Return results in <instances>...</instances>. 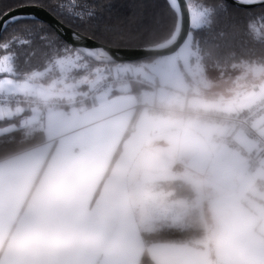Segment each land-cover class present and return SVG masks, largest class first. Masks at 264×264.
<instances>
[{
    "label": "snow or ice",
    "instance_id": "obj_1",
    "mask_svg": "<svg viewBox=\"0 0 264 264\" xmlns=\"http://www.w3.org/2000/svg\"><path fill=\"white\" fill-rule=\"evenodd\" d=\"M217 26L264 0H0V264H264V62L207 96Z\"/></svg>",
    "mask_w": 264,
    "mask_h": 264
},
{
    "label": "trees",
    "instance_id": "obj_2",
    "mask_svg": "<svg viewBox=\"0 0 264 264\" xmlns=\"http://www.w3.org/2000/svg\"><path fill=\"white\" fill-rule=\"evenodd\" d=\"M124 2V0H119ZM146 5H162L164 0H139ZM162 15V9L151 8L145 10L144 15L137 21V39L144 38H158L164 31L166 21L161 20L157 23V20ZM220 26L213 31L204 30L199 33L202 42L207 40L205 45L207 56V66H214V61L219 60L221 63L225 61L235 59H247L254 62H264V40H258L254 37L253 33L246 29H232L230 27L225 28V37L223 39L217 37L214 39L215 32L218 31ZM220 45L219 47L217 45ZM31 63L33 65H41L43 59L39 52L32 58Z\"/></svg>",
    "mask_w": 264,
    "mask_h": 264
},
{
    "label": "clouds",
    "instance_id": "obj_3",
    "mask_svg": "<svg viewBox=\"0 0 264 264\" xmlns=\"http://www.w3.org/2000/svg\"><path fill=\"white\" fill-rule=\"evenodd\" d=\"M199 63V61H194L193 62V69L192 71H186L184 73V78L185 80L190 84V85H194L197 78H198V69L196 68V65ZM238 75H243L242 73L241 74H238ZM235 77H232L231 74H228V75H225L224 73H221L220 76L213 80V83L214 85H216V87H213L211 89H206V90H203L205 91V94L207 96H209L210 98H216L220 95H224V96H228L230 94L229 92V88H230V79H234ZM243 82V81H241ZM210 118H214V119H218L222 116L221 113H209L208 114ZM135 214L137 217H139L140 213H141V210L139 208L135 209Z\"/></svg>",
    "mask_w": 264,
    "mask_h": 264
},
{
    "label": "rangeland",
    "instance_id": "obj_4",
    "mask_svg": "<svg viewBox=\"0 0 264 264\" xmlns=\"http://www.w3.org/2000/svg\"><path fill=\"white\" fill-rule=\"evenodd\" d=\"M220 72L215 69L214 66H208L207 76L213 80L220 76Z\"/></svg>",
    "mask_w": 264,
    "mask_h": 264
},
{
    "label": "water",
    "instance_id": "obj_5",
    "mask_svg": "<svg viewBox=\"0 0 264 264\" xmlns=\"http://www.w3.org/2000/svg\"><path fill=\"white\" fill-rule=\"evenodd\" d=\"M65 36H66V37L68 36V32H67V30H65Z\"/></svg>",
    "mask_w": 264,
    "mask_h": 264
},
{
    "label": "crops",
    "instance_id": "obj_6",
    "mask_svg": "<svg viewBox=\"0 0 264 264\" xmlns=\"http://www.w3.org/2000/svg\"><path fill=\"white\" fill-rule=\"evenodd\" d=\"M231 74V73H230Z\"/></svg>",
    "mask_w": 264,
    "mask_h": 264
}]
</instances>
